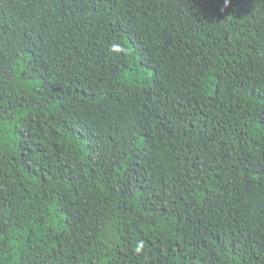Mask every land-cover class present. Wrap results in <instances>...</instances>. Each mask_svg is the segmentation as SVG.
Here are the masks:
<instances>
[{
    "label": "trees",
    "instance_id": "obj_1",
    "mask_svg": "<svg viewBox=\"0 0 264 264\" xmlns=\"http://www.w3.org/2000/svg\"><path fill=\"white\" fill-rule=\"evenodd\" d=\"M0 264H264V0H0Z\"/></svg>",
    "mask_w": 264,
    "mask_h": 264
},
{
    "label": "clouds",
    "instance_id": "obj_2",
    "mask_svg": "<svg viewBox=\"0 0 264 264\" xmlns=\"http://www.w3.org/2000/svg\"><path fill=\"white\" fill-rule=\"evenodd\" d=\"M225 3L227 4V0H225Z\"/></svg>",
    "mask_w": 264,
    "mask_h": 264
}]
</instances>
